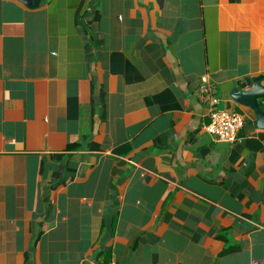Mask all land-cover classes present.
I'll use <instances>...</instances> for the list:
<instances>
[{
	"label": "crops",
	"instance_id": "obj_1",
	"mask_svg": "<svg viewBox=\"0 0 264 264\" xmlns=\"http://www.w3.org/2000/svg\"><path fill=\"white\" fill-rule=\"evenodd\" d=\"M257 78L264 0H0V264H264Z\"/></svg>",
	"mask_w": 264,
	"mask_h": 264
},
{
	"label": "built area",
	"instance_id": "obj_2",
	"mask_svg": "<svg viewBox=\"0 0 264 264\" xmlns=\"http://www.w3.org/2000/svg\"><path fill=\"white\" fill-rule=\"evenodd\" d=\"M196 95L208 106L209 122L205 130L215 141L228 143L237 139V134L244 124V117L239 112L219 108V96L213 81L203 78L196 88ZM263 264V263H254Z\"/></svg>",
	"mask_w": 264,
	"mask_h": 264
},
{
	"label": "water",
	"instance_id": "obj_3",
	"mask_svg": "<svg viewBox=\"0 0 264 264\" xmlns=\"http://www.w3.org/2000/svg\"><path fill=\"white\" fill-rule=\"evenodd\" d=\"M23 2L27 7H36L38 5L39 0H19ZM259 78H257L255 84L253 87L249 90L246 89H234L232 91V97L241 104L247 105L251 107L257 116V125L259 127L264 128V113L259 108L256 97L259 94L264 93V89L261 87V85L258 82Z\"/></svg>",
	"mask_w": 264,
	"mask_h": 264
},
{
	"label": "trees",
	"instance_id": "obj_4",
	"mask_svg": "<svg viewBox=\"0 0 264 264\" xmlns=\"http://www.w3.org/2000/svg\"><path fill=\"white\" fill-rule=\"evenodd\" d=\"M129 67L133 68L132 65L127 60H125L124 58H122V60L118 64V68H120V70L124 71L125 74H127L126 71L128 70Z\"/></svg>",
	"mask_w": 264,
	"mask_h": 264
}]
</instances>
